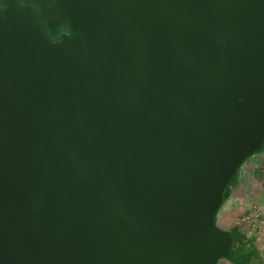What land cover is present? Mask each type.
Listing matches in <instances>:
<instances>
[{
    "label": "water",
    "instance_id": "water-1",
    "mask_svg": "<svg viewBox=\"0 0 264 264\" xmlns=\"http://www.w3.org/2000/svg\"><path fill=\"white\" fill-rule=\"evenodd\" d=\"M264 143V0H0V264H218Z\"/></svg>",
    "mask_w": 264,
    "mask_h": 264
},
{
    "label": "crops",
    "instance_id": "crops-1",
    "mask_svg": "<svg viewBox=\"0 0 264 264\" xmlns=\"http://www.w3.org/2000/svg\"><path fill=\"white\" fill-rule=\"evenodd\" d=\"M257 155L253 156V159L250 160V166L252 165L250 174L255 175V173H254L255 170L262 171L264 173V159L262 158V156H259V155L257 156ZM249 159H247L245 161V163ZM251 176H253V175H251ZM243 181L241 180V182H239V186H238V188H236V190L239 189V191H240V188H242V185H243ZM244 186H246L249 190L254 191L257 184L249 182L247 185H244ZM236 190L232 191V193L230 194L228 199L223 203L222 207L218 211L217 216H216V223L220 228L225 229V230L237 228L242 233H244L247 237L253 239L254 245L256 246L260 256L262 257V261L264 264V221H262V223H257V220L255 218H252V221L254 222V226H249V227L247 224H244V223H241V226L236 225L235 223H232V224L230 223L231 219L229 218V216H232L233 211L236 209L238 211H241V209H243L242 212H244V211L247 212L248 208H249V212L247 214L251 213L249 206L247 207L246 205H244V206L242 205L238 208L236 207L237 200L235 199V197H237L239 195V193L235 192ZM241 201L243 202V199L240 200V202ZM251 206H253V205H251ZM259 208L261 209V211H264V206L260 205ZM233 224H235V225H233ZM218 264H231V263L225 259H221L218 262Z\"/></svg>",
    "mask_w": 264,
    "mask_h": 264
},
{
    "label": "rangeland",
    "instance_id": "rangeland-1",
    "mask_svg": "<svg viewBox=\"0 0 264 264\" xmlns=\"http://www.w3.org/2000/svg\"><path fill=\"white\" fill-rule=\"evenodd\" d=\"M259 156H262V158L264 159V151L261 152L260 154H258ZM257 155V156H258ZM253 159L250 158L246 163L243 164L242 166V173H241V178H240V182L241 180L243 181V185L242 188L236 190V193H239V195L237 197H235V199L237 200L236 202V207H240V206H244L246 205L247 207H251V205H255L256 208L255 210H257L258 214L257 216H251V217H255V219L257 220V223H262V221H264V211H261V209L259 208V206H264V173L262 171H258L255 170L254 174H250L251 171V167L250 166V160ZM253 175V176H251ZM249 182L251 183H256L257 186L255 188L254 191L249 190L246 186ZM239 186V185H238ZM238 188V187H237ZM243 199V202L240 200ZM243 209H241V211H238L237 209L233 211V215L229 216V218L231 219V224L235 223L236 225L241 226V217L244 216L245 214H247L249 212V208L248 211H244L242 212ZM251 211V210H250ZM261 221V222H260ZM233 224V225H235Z\"/></svg>",
    "mask_w": 264,
    "mask_h": 264
},
{
    "label": "trees",
    "instance_id": "trees-1",
    "mask_svg": "<svg viewBox=\"0 0 264 264\" xmlns=\"http://www.w3.org/2000/svg\"><path fill=\"white\" fill-rule=\"evenodd\" d=\"M264 151V143L258 151L250 155L247 159ZM246 159V160H247ZM242 173V166L234 174L224 191V201L228 199L233 190H235L240 182ZM216 221V219H215ZM233 237V244L230 255L225 259L231 264H263L262 257L260 256L253 239L247 237L239 229L234 228L228 230Z\"/></svg>",
    "mask_w": 264,
    "mask_h": 264
},
{
    "label": "built area",
    "instance_id": "built-area-1",
    "mask_svg": "<svg viewBox=\"0 0 264 264\" xmlns=\"http://www.w3.org/2000/svg\"><path fill=\"white\" fill-rule=\"evenodd\" d=\"M256 206L253 205L250 207L251 213L250 214H246L244 216L241 217V222L244 224H247L248 227L249 226H254V222L252 221V218H255L258 214L257 210H255ZM251 216H255V217H251ZM254 228V227H253ZM256 228V227H255Z\"/></svg>",
    "mask_w": 264,
    "mask_h": 264
}]
</instances>
